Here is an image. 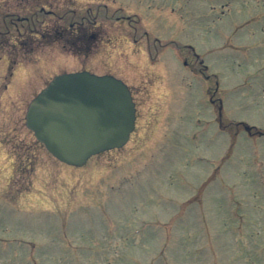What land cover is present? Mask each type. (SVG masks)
<instances>
[{
    "label": "rangeland",
    "instance_id": "374dc122",
    "mask_svg": "<svg viewBox=\"0 0 264 264\" xmlns=\"http://www.w3.org/2000/svg\"><path fill=\"white\" fill-rule=\"evenodd\" d=\"M104 5L89 47L0 35V264H264V0H0V29ZM83 69L126 82L137 123L72 168L25 112Z\"/></svg>",
    "mask_w": 264,
    "mask_h": 264
},
{
    "label": "water",
    "instance_id": "95a60500",
    "mask_svg": "<svg viewBox=\"0 0 264 264\" xmlns=\"http://www.w3.org/2000/svg\"><path fill=\"white\" fill-rule=\"evenodd\" d=\"M135 109L125 84L88 72L62 74L29 103L26 127L58 161L83 166L93 155L123 147Z\"/></svg>",
    "mask_w": 264,
    "mask_h": 264
},
{
    "label": "flooded vegetation",
    "instance_id": "af4514ba",
    "mask_svg": "<svg viewBox=\"0 0 264 264\" xmlns=\"http://www.w3.org/2000/svg\"><path fill=\"white\" fill-rule=\"evenodd\" d=\"M105 11L102 13L97 9L96 15H93L91 10H87L86 14L76 15L72 14L69 16L66 13L58 14L53 10H49L44 7H36L35 9L28 12L27 16H17L9 22V28L5 27V31L0 29V35H8L11 31H14V41L12 47L15 49L19 45L22 48V43L16 42V34L29 33L30 35H40L42 39H50L53 43H60L62 47H81L82 45L89 46L90 44H96L99 40V33L96 32L97 26L99 25V19L104 18L105 20L112 21L108 13L107 6L103 8ZM67 15V16H66ZM50 19H53V26L48 28L47 24ZM118 20V18H116ZM126 23L129 27L131 25V19L125 18ZM47 27V28H46ZM99 27V26H98ZM41 30H45L43 33ZM261 32L264 33V28ZM89 34V35H88ZM50 35V37H48ZM136 41V40H134ZM28 43V42H27ZM26 43V44H27ZM81 45V46H80ZM212 102V100H210ZM221 104V100L219 99ZM219 108H222L220 106Z\"/></svg>",
    "mask_w": 264,
    "mask_h": 264
}]
</instances>
